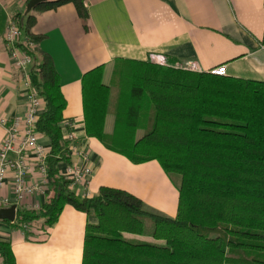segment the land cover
Returning a JSON list of instances; mask_svg holds the SVG:
<instances>
[{"label":"trees","instance_id":"trees-1","mask_svg":"<svg viewBox=\"0 0 264 264\" xmlns=\"http://www.w3.org/2000/svg\"><path fill=\"white\" fill-rule=\"evenodd\" d=\"M65 4L75 7L87 31L83 0H52L28 13L23 24L24 11L12 20L26 41L37 45L41 37L30 32L32 12ZM112 77L119 87L117 133L104 134L112 88L100 74L83 84L86 133L133 164L156 161L174 176L175 217L147 211L120 189L102 187L96 197L83 199L68 189L58 170L69 161L62 144L66 101L53 61L43 53L30 81L44 102L36 130L50 142L46 166L52 194L38 212L17 211L16 224L43 220L49 227L65 205L94 217L96 223L85 227L81 264H264V82L148 61L121 64ZM146 220L152 221L149 234ZM0 256L3 264H15L8 244L0 242Z\"/></svg>","mask_w":264,"mask_h":264},{"label":"crops","instance_id":"crops-1","mask_svg":"<svg viewBox=\"0 0 264 264\" xmlns=\"http://www.w3.org/2000/svg\"><path fill=\"white\" fill-rule=\"evenodd\" d=\"M263 2L90 0L86 3L87 31L72 4L32 12L35 22L30 32L41 37L35 61L43 53L53 61L66 101L63 119L73 123L77 141L87 153V166L92 170L88 185L68 189L80 199L96 197L102 187L120 189L140 199L146 210L175 217L176 185L156 161L133 164L87 135L83 84H92L100 74L101 81L111 85L112 74L119 65L150 62V56L163 57L165 65L177 69L190 65L195 72L206 73L225 65V77L264 82ZM24 10L9 0H0V116L9 120L25 113L26 89L20 72L12 65L3 36L13 16ZM22 41H26L24 35ZM111 107L113 111L104 125L107 136L117 133L115 105ZM3 138L4 129L0 126V144ZM38 142L50 152L46 136L39 134ZM68 160L58 165L59 173L64 172L71 161ZM29 180L41 190L25 197L16 207V215L17 211H40L52 194L48 175L44 178L34 171ZM12 187V179L8 178L0 189V198L13 201ZM87 223H96V219L65 205L49 227L38 220L26 223L28 230L23 231L16 224V217L14 222L0 221V242L9 245L15 264H81ZM129 236L151 241L149 237Z\"/></svg>","mask_w":264,"mask_h":264},{"label":"built area","instance_id":"built-area-1","mask_svg":"<svg viewBox=\"0 0 264 264\" xmlns=\"http://www.w3.org/2000/svg\"><path fill=\"white\" fill-rule=\"evenodd\" d=\"M9 1L25 7L29 0ZM83 1L87 3L90 0ZM22 37V30L11 20L5 30L3 41L14 69L21 74L22 84L26 89V110L22 116H15L11 120L0 116V126L4 129V138L0 144V189L3 188L7 179L11 178L14 193L13 201L0 198V208H8L11 205L17 207L21 205L25 197L41 190V186L33 185L29 180L34 171L44 178L47 176L46 160L49 151L39 144V133L36 130L38 116L43 111L44 102L30 81V72L35 65L36 44L30 41L23 42ZM21 46L26 49L24 50ZM149 61L152 64L165 65L164 58L160 56H150ZM180 68L192 70L190 65ZM206 73L216 77H225L226 67L219 65ZM62 128L64 129L62 144L66 147V156L71 161L60 174L68 180V188L72 190L75 186L88 185L92 170L87 166V153L83 144L77 141L73 123L64 121ZM19 227L23 231L28 230L26 223L20 224Z\"/></svg>","mask_w":264,"mask_h":264},{"label":"water","instance_id":"water-1","mask_svg":"<svg viewBox=\"0 0 264 264\" xmlns=\"http://www.w3.org/2000/svg\"><path fill=\"white\" fill-rule=\"evenodd\" d=\"M52 0H29L25 5L23 17L20 19V23L23 24L24 17L27 16L32 10L38 7L40 4L49 2ZM16 217V207L11 205L8 208H0V221L14 222Z\"/></svg>","mask_w":264,"mask_h":264},{"label":"rangeland","instance_id":"rangeland-1","mask_svg":"<svg viewBox=\"0 0 264 264\" xmlns=\"http://www.w3.org/2000/svg\"><path fill=\"white\" fill-rule=\"evenodd\" d=\"M117 82L116 81H114V80H112V84L110 85L111 86V88H112V103H111V106L113 105H116V100L118 99V97H119V95H118V89H119V87L117 86ZM113 107H111V112L113 111V109H112ZM122 108L123 109H125V105H123L122 104ZM147 109V108H146ZM144 112V111H143ZM140 126H143V122L142 121H140ZM173 178H170L171 179V181L173 182V179L175 178L174 176H172ZM173 183H177L176 182V180H175V182H173ZM149 209V208H148ZM148 211V210H147ZM145 233L146 234H149L150 233V231H151V229H152V221L151 220H146V222H145ZM126 237H128V238H133V237H131V236H129V235H126ZM139 240H145V239H139Z\"/></svg>","mask_w":264,"mask_h":264}]
</instances>
